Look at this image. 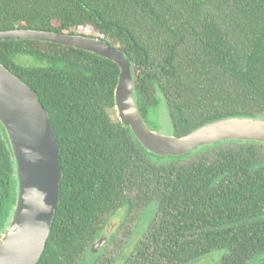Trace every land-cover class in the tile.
<instances>
[{
  "label": "trees",
  "instance_id": "trees-1",
  "mask_svg": "<svg viewBox=\"0 0 264 264\" xmlns=\"http://www.w3.org/2000/svg\"><path fill=\"white\" fill-rule=\"evenodd\" d=\"M18 27H89L119 47L144 121L163 100L175 136L222 118L264 119V0H0V30ZM0 62L35 91L60 148V199L37 264H84L109 213L153 200L156 216L126 264H187L221 249L219 264L264 255V144L158 157L117 117L114 61L16 39L0 40ZM16 191L0 126V234Z\"/></svg>",
  "mask_w": 264,
  "mask_h": 264
},
{
  "label": "water",
  "instance_id": "water-1",
  "mask_svg": "<svg viewBox=\"0 0 264 264\" xmlns=\"http://www.w3.org/2000/svg\"><path fill=\"white\" fill-rule=\"evenodd\" d=\"M48 41L89 51L114 61L119 74L114 91L116 114L140 146L158 157H180L222 141L264 144V119L228 117L204 123L185 135L163 134L144 121L134 99L131 63L117 46L99 36L30 28L0 30V40ZM0 126L15 163L16 196L0 234V264H37L45 249L60 199V148L47 110L37 94L0 62ZM105 241L90 249L96 252Z\"/></svg>",
  "mask_w": 264,
  "mask_h": 264
},
{
  "label": "rangeland",
  "instance_id": "rangeland-1",
  "mask_svg": "<svg viewBox=\"0 0 264 264\" xmlns=\"http://www.w3.org/2000/svg\"><path fill=\"white\" fill-rule=\"evenodd\" d=\"M75 33L98 36L89 27H79ZM154 115L148 117L147 125L163 134H172V124L166 104L163 100L158 105ZM134 197V193L130 194ZM158 209L157 200L151 201L144 208H129L128 204L121 206L109 213L98 231L96 241H105L94 253L89 250L85 252L84 264H126L133 255L140 240L143 238L147 228L156 216ZM227 249L215 250L209 254L187 264H219ZM259 260V261H258ZM250 264H262L264 255Z\"/></svg>",
  "mask_w": 264,
  "mask_h": 264
},
{
  "label": "flooded vegetation",
  "instance_id": "flooded-vegetation-1",
  "mask_svg": "<svg viewBox=\"0 0 264 264\" xmlns=\"http://www.w3.org/2000/svg\"><path fill=\"white\" fill-rule=\"evenodd\" d=\"M95 242V241H94Z\"/></svg>",
  "mask_w": 264,
  "mask_h": 264
}]
</instances>
